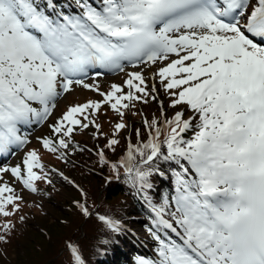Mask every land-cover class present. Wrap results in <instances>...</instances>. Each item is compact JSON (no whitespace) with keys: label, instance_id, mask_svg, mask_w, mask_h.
<instances>
[{"label":"snow or ice","instance_id":"6c2138e0","mask_svg":"<svg viewBox=\"0 0 264 264\" xmlns=\"http://www.w3.org/2000/svg\"><path fill=\"white\" fill-rule=\"evenodd\" d=\"M158 61L164 66L153 78L179 110L163 121L144 118L146 141L129 142L110 165L117 177L123 168L152 214L158 258L137 264H264V0H0V154L30 143L20 126L47 121L74 86L102 99L69 105L49 125L51 135L37 138L42 148L67 163L70 146L84 150L73 143L76 132L102 134L96 118L105 105L119 117L115 137L136 102L157 100L156 85L149 88L142 70L128 71L124 86L108 91L84 77ZM117 144L111 138L106 147ZM98 155L109 164L103 150ZM157 161L168 164L174 187L160 203L145 191L154 173L166 176L153 167ZM22 164L0 173L32 193L38 181L52 183L36 149ZM52 171L86 199L79 185ZM22 199L0 175V216H13ZM76 207L92 215L85 203ZM98 219L119 231L117 222ZM13 227L6 221L0 230ZM66 247L69 264H84L74 244Z\"/></svg>","mask_w":264,"mask_h":264},{"label":"trees","instance_id":"16d2710c","mask_svg":"<svg viewBox=\"0 0 264 264\" xmlns=\"http://www.w3.org/2000/svg\"><path fill=\"white\" fill-rule=\"evenodd\" d=\"M164 108L167 113L173 109L169 106V101ZM65 110L66 108L59 110L50 124L55 123ZM104 110L117 116L110 108L103 107L96 118L97 122ZM157 112L149 102H136L134 107L126 111L124 122L127 127L115 137L112 133L115 123L119 122L118 116L106 123L108 128H101L100 135H94L96 130L93 127L76 132L73 143L84 150L76 151L70 146L67 163L58 160L56 154L46 152L38 140L29 143L21 160L23 161L27 151L36 149L52 183L38 181L37 192L28 190L23 193L21 186L15 185L8 177H3V182L13 187L23 199L19 202V211L13 216H0V225L6 221L14 225L9 232L0 230V235L6 237L4 242H0V264H69L70 251L66 247L67 243L74 244L80 250L84 264H137L141 257L156 260L157 242L148 231L152 227V214L144 195L129 182L123 168H120L117 177L110 165L118 163L126 155L129 142L137 144L146 141L148 133L143 120H160ZM187 114L191 115L190 112ZM137 129L140 130L139 138L136 136ZM47 134L51 135L50 128ZM111 138L119 140L114 151L106 147ZM100 150L104 151L109 164H100ZM22 161L19 165L21 167ZM153 167H159L166 176L154 173L149 177L152 188L145 191L154 203H160L165 195L174 193L171 169L163 161H157ZM52 169H58L79 185L87 193L86 199L76 187L67 183ZM36 171L39 172V169ZM76 201L85 203L92 215L84 217L76 207ZM99 215L117 222L119 231L110 229L98 219ZM137 228L145 234V240L135 235Z\"/></svg>","mask_w":264,"mask_h":264},{"label":"rangeland","instance_id":"374dc122","mask_svg":"<svg viewBox=\"0 0 264 264\" xmlns=\"http://www.w3.org/2000/svg\"><path fill=\"white\" fill-rule=\"evenodd\" d=\"M170 58L174 59L175 57L172 56ZM162 66H164L163 63L158 61L155 65H140L137 68H131V69L126 68L127 70L125 69V71L120 72L114 76L102 74L99 77H95L94 74H91L86 78L85 82L89 83V84L99 83L102 91H108V89L111 88V85L114 83L119 84L121 86H124V81L127 79L126 73L128 71H141L142 70L143 74L145 76L146 82L149 85V88H151V86L153 84H155L157 87V90H158L157 100L153 101V100L149 99V103L151 105L155 106V109L158 111L157 114L160 116V121H163L165 118L170 119L174 115L175 111H177L179 109H172V111L170 113H167V111H165L164 105L166 102L169 101V97L167 96V94L164 93L163 88L161 87V85L159 83V79L153 78L155 72L158 70L159 67H162ZM74 89L75 90L73 92L67 94L66 96H62L59 98V100L57 101V107L53 110L52 115L49 117V119L47 121H45L44 123H34L29 127V131L26 133L25 136L28 138L30 143H32L33 140H38L37 139L38 137L48 136L47 131H49V126L46 130H43V129L47 127V124L50 123V119L53 116H55V113L58 112L59 110H61L63 108V106L65 107V106L71 105L73 103H81L83 101L90 100V99H94V100H101L102 99V97H100L97 93L90 91V90H87V89H84L81 86H74ZM127 90L128 89L125 87V91H127ZM160 101H163V115H161L162 109H161V105L159 103ZM104 107L109 108L107 105H105ZM180 108H183V107H180ZM187 117H188V114L186 111L185 112V118H187ZM116 118H117V116H115L112 112L104 110V111H102V117L99 118L98 123L100 121L103 122V123H101V124L99 123V124L101 125L102 129H105V128H108L106 123L113 121ZM25 146H27V144ZM21 147L22 146L18 147L15 151L12 152V154L6 160H4L2 163H0V167L11 168V167L17 166L18 165L17 162L22 159L23 149H21ZM0 175L7 176L9 179L14 180L16 182L15 185L21 186V190L23 193L28 192V190L23 187V185L20 181L16 180V178L12 177L10 172L0 173ZM136 235H138L140 238H142L144 240L146 239L145 234L138 228L136 231Z\"/></svg>","mask_w":264,"mask_h":264},{"label":"bare ground","instance_id":"6f19581e","mask_svg":"<svg viewBox=\"0 0 264 264\" xmlns=\"http://www.w3.org/2000/svg\"><path fill=\"white\" fill-rule=\"evenodd\" d=\"M136 235V234H135ZM170 235H172L173 236V238H175V236H174V234H170ZM138 236V235H137ZM162 238H165L166 239V237H164L163 235H162ZM142 239V238H141Z\"/></svg>","mask_w":264,"mask_h":264}]
</instances>
